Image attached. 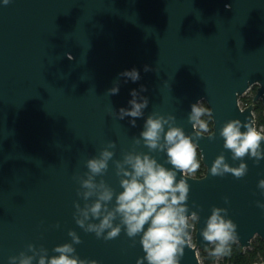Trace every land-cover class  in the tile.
<instances>
[{
  "label": "water",
  "instance_id": "1",
  "mask_svg": "<svg viewBox=\"0 0 264 264\" xmlns=\"http://www.w3.org/2000/svg\"><path fill=\"white\" fill-rule=\"evenodd\" d=\"M132 68L140 72L136 82L120 75ZM141 85L149 103L133 126L119 110L131 107L130 92ZM252 85V103L242 107L239 98ZM115 86L119 92L109 94ZM201 101L211 113L207 134L190 120L191 106ZM256 101L264 105V0H0V264L12 256L19 264L21 252L33 257L31 264L42 255L47 264L63 244L75 249L70 258L137 264L146 255L143 233L130 238L121 225L120 234L106 240L107 229L99 238L85 230L100 220L91 213L84 219L83 210L98 197L85 200L82 181L91 175L87 160L112 152L107 171L93 178L113 191L112 200L102 202L112 211L123 191L120 180L130 179L116 174L117 162L132 171L126 155L147 154L172 169L168 146L150 150L140 135L147 118L160 115L171 119L158 144H165L169 127L181 128L205 167L200 178L177 172V182L189 185L186 215L198 217L188 224L195 242L187 240L179 264H200L198 250L210 248L202 233L214 207L227 210L220 215L236 225L241 249L255 237L264 241V189L258 186L264 158L233 159L220 135L229 121L254 123ZM220 155L233 168L245 163V175L213 176ZM120 220L117 214L114 226Z\"/></svg>",
  "mask_w": 264,
  "mask_h": 264
},
{
  "label": "clouds",
  "instance_id": "2",
  "mask_svg": "<svg viewBox=\"0 0 264 264\" xmlns=\"http://www.w3.org/2000/svg\"><path fill=\"white\" fill-rule=\"evenodd\" d=\"M9 0H4L7 4ZM71 58V57H70ZM144 71H152L145 65ZM121 76L130 79L132 82L138 81L140 72L136 68L125 70L120 73ZM127 79L125 83H127ZM147 89L141 85L139 92L132 89L130 95L132 99L128 101L130 108H120L119 118L125 116L132 117L130 123L135 126V118L143 115L142 109L148 106V98L141 96V92ZM119 92V86H115L109 90V94L115 95ZM139 100V102H138ZM192 112L190 120L193 121V127H198L200 132H207V123L200 119L206 113L210 115L208 109L201 106V102H197L191 106ZM169 118L163 115L149 116L145 122V129L141 132L146 146L150 150L158 147L163 149L167 145L166 154L168 163L172 165V169H167L163 165L158 164L154 158L147 154L129 153L125 156L124 163L131 165L132 171H128L117 162V175L123 172L125 177L130 179H121L120 186L123 191L116 196V206L109 211L106 204L112 200L113 191L101 180L97 185L93 182V178L97 175H103L108 168V160L111 159L113 153L104 149L99 159L87 160V168L91 175L87 180L82 181V187L88 189L83 193V197L87 200L94 194L98 197L91 206H86L82 214L84 219L89 218V213L95 219H99V224H89L85 229L87 232H95L99 238L107 229V235L104 239L116 238L121 232V225L124 226L128 237H135L139 233L141 236V244L146 255L137 261V264H143L146 260L148 264H179V258L183 255V246L190 239L187 231L189 216L186 215L188 208L186 201L188 199L189 185L184 178L177 182V172L182 173V177L186 173H193L199 167L196 160V144L193 139L186 136L184 131L178 127H169L164 133L165 144H158L161 139V133L164 132V125L168 124ZM246 131L241 132V127ZM220 135L224 138L226 149L233 152V159L243 158L249 155L255 158L256 162L264 158V152L261 151V141L264 140V133L257 130L254 123L241 124L239 120L227 122L221 130ZM109 147H115L109 144ZM225 158L220 155L216 158L210 169L213 176H223L225 173H232L235 177L240 178L245 175L247 165L241 163L239 167H230L224 162ZM264 189V180L258 185ZM99 189V191H96ZM264 207V205H261ZM103 208V211H102ZM226 209H212V215L207 221V227L202 235L205 241L216 246L210 255L215 257H223L231 253L229 247L230 242L236 238V225L231 220H225L220 215ZM121 217L120 223L114 226L113 221L116 215ZM102 217V219H101ZM192 219H197L195 212L191 215ZM150 221L147 230L144 229L146 223ZM77 224L84 228V220L77 219ZM58 227V225H57ZM75 244H79L80 238L74 232H69ZM29 249L33 246L28 245ZM54 252L59 256H52L47 259V264H97L95 260H84L74 255L70 258L68 254L74 253L75 249L70 244L56 246ZM33 257H25L23 252L20 253L19 264H31ZM17 256L9 257V264H15ZM38 264H46V257L40 256Z\"/></svg>",
  "mask_w": 264,
  "mask_h": 264
},
{
  "label": "trees",
  "instance_id": "3",
  "mask_svg": "<svg viewBox=\"0 0 264 264\" xmlns=\"http://www.w3.org/2000/svg\"><path fill=\"white\" fill-rule=\"evenodd\" d=\"M256 90L255 87H251L246 94L242 95L239 98V104L242 107L248 106L252 103L253 96ZM202 107L208 109L207 105L204 101H202ZM209 110V109H208ZM253 115H254V123L257 130L264 133V105L257 101L254 103L253 107ZM200 119L204 120L208 125L207 132H201L204 134L210 133L212 131V119L211 115L207 113L202 116ZM200 132L199 128L196 127ZM196 160L199 162L200 167L193 173H186L189 176L200 178L205 174V167L201 162L200 153L196 148ZM188 224L194 226L195 219H188ZM191 243L194 244L195 239L192 235ZM216 245L211 244L210 248L207 250H198V257L200 260V264H213L216 262L217 264H254V263H264V241L258 237H255L251 241V245L248 248L241 249L239 244L235 241L230 242L229 247L231 248V253L229 255L223 257H215L210 255L211 251L214 249Z\"/></svg>",
  "mask_w": 264,
  "mask_h": 264
},
{
  "label": "flooded vegetation",
  "instance_id": "4",
  "mask_svg": "<svg viewBox=\"0 0 264 264\" xmlns=\"http://www.w3.org/2000/svg\"><path fill=\"white\" fill-rule=\"evenodd\" d=\"M251 87H255V90L257 89V85H252ZM253 100V99H252ZM257 102V101H256Z\"/></svg>",
  "mask_w": 264,
  "mask_h": 264
},
{
  "label": "rangeland",
  "instance_id": "5",
  "mask_svg": "<svg viewBox=\"0 0 264 264\" xmlns=\"http://www.w3.org/2000/svg\"><path fill=\"white\" fill-rule=\"evenodd\" d=\"M248 91H249V90H248ZM248 91H247V92H248ZM245 94H246V93H245ZM201 106H202V101H201ZM189 219H190V218H189ZM253 239H254V238H253ZM190 240H191V239H190ZM213 264H217V263H216V262H214Z\"/></svg>",
  "mask_w": 264,
  "mask_h": 264
}]
</instances>
